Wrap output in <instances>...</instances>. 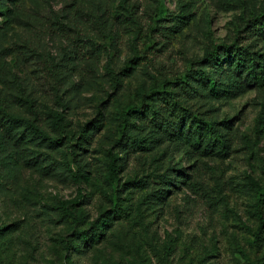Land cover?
I'll list each match as a JSON object with an SVG mask.
<instances>
[{"label":"rangeland","instance_id":"obj_1","mask_svg":"<svg viewBox=\"0 0 264 264\" xmlns=\"http://www.w3.org/2000/svg\"><path fill=\"white\" fill-rule=\"evenodd\" d=\"M250 10L264 0H0V106L64 138L16 141L0 125V264H264L251 182L264 183V82L222 50L192 66L234 40L264 47ZM172 95L220 123L228 154L161 134L151 116L164 121Z\"/></svg>","mask_w":264,"mask_h":264},{"label":"trees","instance_id":"obj_2","mask_svg":"<svg viewBox=\"0 0 264 264\" xmlns=\"http://www.w3.org/2000/svg\"><path fill=\"white\" fill-rule=\"evenodd\" d=\"M244 25L248 27L250 34L254 36V42L257 41L264 42V10L262 11H252L250 10L245 18ZM228 52L230 54L233 53L235 55V67L245 68L247 69V73L251 75L252 79L256 81V83L264 82V47L263 46H250L243 47L235 40L223 46L222 49L219 47H214L211 50L205 51L203 55L192 62L193 65H197L199 67H204L208 62H210L211 58H214L219 51ZM210 55V59L207 56ZM212 66V65H211ZM193 68L190 67L186 70V72L178 79L174 80L175 83L182 84V87H185L184 83L185 77L188 73L191 72ZM210 69V70H209ZM204 74L207 77V80L210 85V91L214 89V80L213 76L209 71L212 68H209ZM188 90V89H187ZM189 91V90H188ZM181 93V92H178ZM215 93V92H214ZM178 95V94H177ZM166 107L160 110L161 114L164 112L168 113V117H165L164 121L162 117L151 116V119L160 125L161 134L167 133L168 135H175L176 137L171 139L173 142L180 143L181 141L186 140L188 144L192 146L202 149L205 153L207 152H215L221 156H225L230 151V141L228 134L221 129L220 123L215 120H205L198 114L192 113L189 109L186 110V113H183L181 110L186 109L180 102V98L178 96L172 95L170 98H164ZM4 102L6 100H3ZM8 104H4L3 107L0 106V125L3 128V133L9 137L14 138L16 141L23 139L25 136V132L29 131L32 133L34 138H37L39 141L43 143H47L48 146L54 148L59 145L62 141H64L63 136H51L49 132H46L38 122V118L35 114L30 117H14L7 114ZM129 111H137L136 108H130L126 111L122 112V119L120 122V131H128V117ZM57 115V114H56ZM186 125V126H185ZM18 126H23V129L20 132H15ZM177 131V133L173 132ZM170 139V138H169ZM184 139V140H183ZM43 161H52V158L48 156L47 153H42ZM107 159L106 165L108 173L110 177L115 179L117 176V171L121 166L120 158L117 151H113L111 148L107 150ZM53 162V161H52ZM168 168L167 170H169ZM178 174L176 176H183L184 171H180V166H178ZM171 170V169H170ZM173 173L172 171H166L163 174L158 176L157 182H155V186L158 189H166V186L171 184ZM252 187L256 192V204L258 205V219L259 224L258 228L263 225L264 218L262 215L261 207L264 206V183L259 182L258 180H251ZM96 229L99 230L100 227L96 226ZM79 238L81 240H86L87 234L85 230H80L78 232ZM100 233V232H99Z\"/></svg>","mask_w":264,"mask_h":264}]
</instances>
